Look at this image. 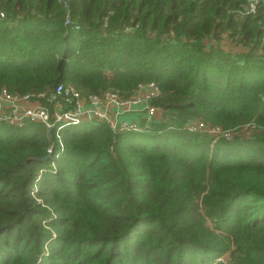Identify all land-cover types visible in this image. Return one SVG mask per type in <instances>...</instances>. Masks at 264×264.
<instances>
[{"label": "trees", "instance_id": "obj_1", "mask_svg": "<svg viewBox=\"0 0 264 264\" xmlns=\"http://www.w3.org/2000/svg\"><path fill=\"white\" fill-rule=\"evenodd\" d=\"M68 1L66 25L57 0H0V90L154 81L161 117L117 132L0 122V264H264V4ZM195 118L255 129L213 142L185 128Z\"/></svg>", "mask_w": 264, "mask_h": 264}, {"label": "built area", "instance_id": "obj_2", "mask_svg": "<svg viewBox=\"0 0 264 264\" xmlns=\"http://www.w3.org/2000/svg\"><path fill=\"white\" fill-rule=\"evenodd\" d=\"M65 8V24H70V5L68 0H57ZM264 0H246L245 12L255 14ZM3 16V13H0ZM78 26H76L77 28ZM160 88L154 81L140 83L135 91L125 96L118 88H109L102 94H87L71 85L57 84L54 91L48 94L41 92L37 95L10 93L6 89L0 90V122L13 126H21L27 121L44 124L47 129H61L68 125H76L83 121L104 122L114 132L123 130H145L160 120L162 109L152 105L151 101L159 96ZM36 97V98H34ZM52 102L49 109L41 103V99L48 98ZM114 108L113 110H110ZM145 111V122L120 119L124 113ZM157 115L159 118L157 119ZM250 127L253 132L255 125L249 123L244 127ZM185 128L190 132H206L212 135H227V131L219 127L211 126L201 118L189 120ZM60 141V135L56 134ZM51 152V148L48 149Z\"/></svg>", "mask_w": 264, "mask_h": 264}, {"label": "rangeland", "instance_id": "obj_3", "mask_svg": "<svg viewBox=\"0 0 264 264\" xmlns=\"http://www.w3.org/2000/svg\"><path fill=\"white\" fill-rule=\"evenodd\" d=\"M223 35H224V37L222 38V43L221 44L224 45V48H227L228 45L231 44L230 38L228 36V33H224ZM215 42H217V41H215ZM235 47L236 48L238 47L237 48L238 50H243L242 49L243 47H241V46H235ZM249 129H250V127H248V126L244 127L243 126L241 128H238V129L227 131L230 137H227V135H212V134H209V135L213 136V138H214L213 142L216 141L219 138H225L227 140H231L234 137H237L239 139H242V138H246V137L252 135L251 132H249ZM207 225L209 227H212L210 222H207ZM229 257H230L229 254H225L222 257H220L218 260H220L221 262H223L225 264H231V262L229 260Z\"/></svg>", "mask_w": 264, "mask_h": 264}, {"label": "crops", "instance_id": "obj_4", "mask_svg": "<svg viewBox=\"0 0 264 264\" xmlns=\"http://www.w3.org/2000/svg\"><path fill=\"white\" fill-rule=\"evenodd\" d=\"M114 108H111L110 110H113ZM145 111L142 110L141 108H139L138 111H133V112H128V113H124L120 116V119L122 120H127V121H136L139 122L141 124H144L145 122ZM161 117V114H160ZM157 119L159 118V115H157L156 117Z\"/></svg>", "mask_w": 264, "mask_h": 264}, {"label": "water", "instance_id": "obj_5", "mask_svg": "<svg viewBox=\"0 0 264 264\" xmlns=\"http://www.w3.org/2000/svg\"><path fill=\"white\" fill-rule=\"evenodd\" d=\"M49 134H51V129H49ZM47 156L42 157V159L46 158Z\"/></svg>", "mask_w": 264, "mask_h": 264}]
</instances>
